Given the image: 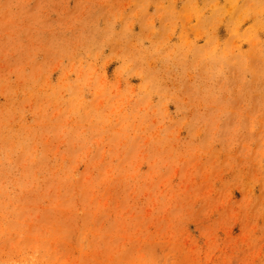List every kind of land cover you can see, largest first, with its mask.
<instances>
[{"label": "rangeland", "instance_id": "1", "mask_svg": "<svg viewBox=\"0 0 264 264\" xmlns=\"http://www.w3.org/2000/svg\"><path fill=\"white\" fill-rule=\"evenodd\" d=\"M0 264H264V0H0Z\"/></svg>", "mask_w": 264, "mask_h": 264}]
</instances>
